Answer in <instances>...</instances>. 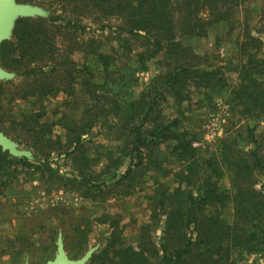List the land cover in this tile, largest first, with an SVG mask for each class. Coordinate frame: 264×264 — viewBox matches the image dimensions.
<instances>
[{
    "label": "trees",
    "instance_id": "trees-1",
    "mask_svg": "<svg viewBox=\"0 0 264 264\" xmlns=\"http://www.w3.org/2000/svg\"><path fill=\"white\" fill-rule=\"evenodd\" d=\"M18 2L50 13L19 19L0 48V66L16 74L0 81V129L33 153L29 160L0 148V195L22 171L97 204L143 195L149 218L137 245L123 240L117 220H101L110 221L106 243L88 264L264 261V139L243 124L264 119V42L257 35L264 34V0ZM213 31L215 45L236 46L230 70L190 43ZM121 58L141 70L157 61L161 74L137 98H124L112 90ZM92 62L101 68L99 82ZM232 69L234 85L227 78ZM224 94L240 121L230 120L213 154L194 146L182 118L164 114L169 99L186 103L202 96L197 102L213 105ZM58 97L48 114L45 101ZM17 102L30 108L15 113ZM164 145L167 157L159 155ZM62 167L69 171L61 173ZM168 175L172 182L164 181ZM89 227L85 222L73 229L70 258L87 251ZM17 241L20 246L10 241L15 253L26 239Z\"/></svg>",
    "mask_w": 264,
    "mask_h": 264
},
{
    "label": "rangeland",
    "instance_id": "rangeland-1",
    "mask_svg": "<svg viewBox=\"0 0 264 264\" xmlns=\"http://www.w3.org/2000/svg\"><path fill=\"white\" fill-rule=\"evenodd\" d=\"M42 7L49 12L47 7ZM256 21L257 19L254 22ZM220 28L223 29L224 26L221 25ZM260 30H264V26ZM216 34L217 32L213 31L208 38L191 40L190 43L197 53L208 52L212 61L230 70L232 66L234 67L232 63H236L237 60L236 46L234 43L215 45ZM257 35L264 42V34ZM95 36L102 39L107 37L99 34ZM105 46V49L109 51L111 47H116L117 43H106ZM136 50L135 48L133 54H136ZM74 59L78 61L79 56L75 55ZM119 62L121 63L116 67L114 77L116 82L112 85V90L120 91L124 98H137L153 79L161 74L157 61L148 63L146 70H141L133 61H125L121 58ZM89 66L97 75L99 82L101 68L93 62L89 63ZM235 71L232 69L227 74L229 83L232 85L235 84L237 78ZM201 97H196L197 99L186 103H176L169 99L163 105L164 114L171 119L182 118L183 129L191 134L196 147L213 154L224 139L226 129L230 128V120L237 122L240 121V117L231 111L225 94L215 99L213 105H209L206 101L197 102ZM60 102L61 97L45 101L47 113H52ZM14 107L13 112L20 113L24 109L27 111L30 105L17 102ZM243 124L251 128L255 127L258 138L261 136V139H264V119L243 120ZM57 132L62 134L60 129ZM95 140L99 141L101 138L95 137L93 141ZM109 147H116V144L110 143ZM21 148L24 149V147ZM167 151L169 150L164 145L160 148L159 155L167 157ZM169 164L165 166L173 167ZM68 171V168H61V173ZM164 181L172 182V176L168 175ZM43 182L39 174L22 171L18 175L17 182L6 191V194L0 195V264H25L26 260L29 264H45L56 254V242L60 232L67 254L71 257L67 249L71 246V238L74 236L73 229L85 222H89V228H91L87 250L96 245H99V249L105 246L104 236H107L105 232L109 228L110 221L101 223V220H117L122 229L123 240L128 244L137 245L139 228L146 224L149 218L150 207L143 195L138 194L127 199H115L105 204H97L79 197L77 193L69 189L65 191L61 184L49 185ZM222 183L226 185L224 180ZM60 221L62 224L59 225ZM159 234L157 232L155 237L158 238ZM20 238L26 239V242L21 245V251L15 253L16 251L10 247V241L20 246L17 241ZM241 264H264V261L251 257Z\"/></svg>",
    "mask_w": 264,
    "mask_h": 264
},
{
    "label": "water",
    "instance_id": "water-1",
    "mask_svg": "<svg viewBox=\"0 0 264 264\" xmlns=\"http://www.w3.org/2000/svg\"><path fill=\"white\" fill-rule=\"evenodd\" d=\"M48 16L49 12L40 5L19 3L18 0H0V48L3 42L11 40L19 19L47 18ZM15 78V73L9 72L0 66V81H11ZM0 148L3 152H8L13 157L33 160L31 151L22 149L16 141L8 137L1 129ZM98 250L99 245H96L88 249L82 257L72 259L67 254L62 233L60 232L56 242V254L52 260H48L45 264H88ZM25 264H29V261L26 260Z\"/></svg>",
    "mask_w": 264,
    "mask_h": 264
},
{
    "label": "built area",
    "instance_id": "built-area-1",
    "mask_svg": "<svg viewBox=\"0 0 264 264\" xmlns=\"http://www.w3.org/2000/svg\"><path fill=\"white\" fill-rule=\"evenodd\" d=\"M194 146H196V145L194 144Z\"/></svg>",
    "mask_w": 264,
    "mask_h": 264
}]
</instances>
